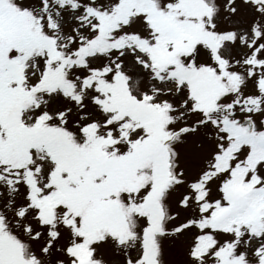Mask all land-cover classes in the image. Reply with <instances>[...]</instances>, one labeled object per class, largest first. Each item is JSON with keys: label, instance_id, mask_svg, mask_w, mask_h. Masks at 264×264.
<instances>
[{"label": "snow or ice", "instance_id": "obj_1", "mask_svg": "<svg viewBox=\"0 0 264 264\" xmlns=\"http://www.w3.org/2000/svg\"><path fill=\"white\" fill-rule=\"evenodd\" d=\"M0 264H264V0H0Z\"/></svg>", "mask_w": 264, "mask_h": 264}]
</instances>
